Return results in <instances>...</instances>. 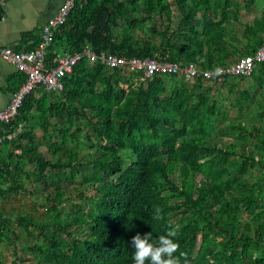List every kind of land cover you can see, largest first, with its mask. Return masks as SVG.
<instances>
[{"label": "trees", "instance_id": "1", "mask_svg": "<svg viewBox=\"0 0 264 264\" xmlns=\"http://www.w3.org/2000/svg\"><path fill=\"white\" fill-rule=\"evenodd\" d=\"M229 3L215 22L221 0H75L46 61L88 47L215 70L216 49L239 58L264 46V12L240 23L242 47ZM229 78L145 76L84 55L62 89L27 94L0 123V264L6 249L11 264H133V235L155 241L170 228L181 264V253L190 264H264V157L234 155L211 132L219 108L204 83ZM26 80L19 71L13 91Z\"/></svg>", "mask_w": 264, "mask_h": 264}, {"label": "crops", "instance_id": "2", "mask_svg": "<svg viewBox=\"0 0 264 264\" xmlns=\"http://www.w3.org/2000/svg\"><path fill=\"white\" fill-rule=\"evenodd\" d=\"M250 0H229L226 9L232 16L228 27L239 36L242 47L248 41L242 36V24H251L264 12V0H257L250 6ZM4 15L0 18V41L14 48L23 49L36 40L47 20L56 15L65 0H2ZM215 3L218 0H214ZM227 0H221L214 21L225 15L222 10ZM199 12L198 15H202ZM27 33L35 37L24 42ZM37 37V38H36ZM234 44V43H233ZM218 65H228L237 56L228 45L225 50L213 51ZM17 67L0 57V111L5 109L13 98V87L18 82ZM206 93L217 102L219 111L211 116L212 135L215 142L224 141L239 155L248 149L255 156L264 157V66L259 64L250 76H233L227 81L210 80L204 83ZM210 123V124H211ZM221 143V142H220Z\"/></svg>", "mask_w": 264, "mask_h": 264}, {"label": "built area", "instance_id": "3", "mask_svg": "<svg viewBox=\"0 0 264 264\" xmlns=\"http://www.w3.org/2000/svg\"><path fill=\"white\" fill-rule=\"evenodd\" d=\"M74 3L75 0H65L59 12L47 20L41 30L42 41L35 49L20 51L0 41V57L14 64L19 71L27 75V80L14 92L10 104L0 111V123L10 122L18 113V109L22 105L25 96L35 90L36 87L40 86L48 90L62 89V77L67 72H72L74 66L84 55L91 61L100 59L111 68L125 67L130 71L142 70L145 76H152L156 73H179L191 80L201 74L206 75L208 78L218 77L220 80H226L232 76H250L259 64L264 63V46L257 48L252 53L239 57L233 63L218 66L215 70L201 69L195 63L182 66L172 61H160L154 58H126L110 52L97 55L90 48L86 47L82 53H58L54 58L56 65L49 66L46 61V55L53 43L54 33L60 25L65 23Z\"/></svg>", "mask_w": 264, "mask_h": 264}, {"label": "clouds", "instance_id": "4", "mask_svg": "<svg viewBox=\"0 0 264 264\" xmlns=\"http://www.w3.org/2000/svg\"><path fill=\"white\" fill-rule=\"evenodd\" d=\"M154 220L162 219L161 210L156 209ZM178 235L175 228H170L166 234L160 235L154 241L151 232L133 235L130 246L133 251V264H181V260L175 256L179 244L174 239ZM183 264H190L186 253H181Z\"/></svg>", "mask_w": 264, "mask_h": 264}, {"label": "rangeland", "instance_id": "5", "mask_svg": "<svg viewBox=\"0 0 264 264\" xmlns=\"http://www.w3.org/2000/svg\"><path fill=\"white\" fill-rule=\"evenodd\" d=\"M38 133L41 134L40 130H39ZM26 202H29V200L28 199H23V200L18 201V208L21 207ZM3 257H4V260H5L4 261L5 264H11V261L13 259L12 251L11 250H7V249L4 250Z\"/></svg>", "mask_w": 264, "mask_h": 264}, {"label": "bare ground", "instance_id": "6", "mask_svg": "<svg viewBox=\"0 0 264 264\" xmlns=\"http://www.w3.org/2000/svg\"><path fill=\"white\" fill-rule=\"evenodd\" d=\"M244 78V77H243Z\"/></svg>", "mask_w": 264, "mask_h": 264}]
</instances>
